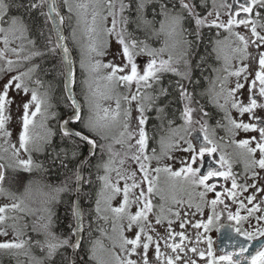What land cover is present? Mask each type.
I'll list each match as a JSON object with an SVG mask.
<instances>
[{
    "label": "snow or ice",
    "instance_id": "snow-or-ice-1",
    "mask_svg": "<svg viewBox=\"0 0 264 264\" xmlns=\"http://www.w3.org/2000/svg\"><path fill=\"white\" fill-rule=\"evenodd\" d=\"M151 8V19L148 18V9ZM67 13V17L61 9ZM221 8L228 9L227 21L221 20ZM127 12V15L125 13ZM43 18V26L40 30V37L45 41L43 49L36 47L35 41H29L33 44L34 50L24 56L25 61H31L35 57H48L52 61L50 71L63 75L64 92L67 100L70 101L71 114L67 119L58 121V133L61 140H68L72 147L62 148L55 157H49L52 164L59 161L60 166L68 168L71 160L78 157V150L81 145L88 146V153L75 167L76 188L75 195L80 199L85 185L91 186L92 180L85 179V164L91 166V158L96 156V149L101 150V158L95 165L97 171L103 170V176H98L103 181L102 188L97 193L95 201V213L97 219H103L105 223L111 220V230L114 234L110 239L112 245L106 249L108 260L97 256V248H103L99 240L92 242L90 249V259L96 260L97 264H197V260L187 256V252L197 253L196 247L185 248L180 243H169L168 240L175 239L171 229L172 221L168 220V227L164 235H159L154 245V252L150 256V246L153 245L154 237L152 232L156 229L151 221V215H155V225L163 224L167 219L165 213H172L171 209H166L164 203L154 205L153 195H160L161 201L166 197L163 192L156 189V177H150V170L144 161L152 159L159 162L162 158L173 159L170 152L174 149L184 152H190L191 163H185L183 160L179 171H172L170 167H156L151 171L159 174L166 172L171 177H183L184 180L194 186H203L205 191L200 192L201 199L207 192H212L216 185L207 183L213 177H223L228 179L232 176V189L242 188L248 191V188H255L258 192H264V189L258 188L255 183L238 185L235 176L231 171L230 160L221 153L219 161L213 160L212 163H218L221 169L214 170L209 168L206 173H201L199 167H193L198 162L203 163V158L207 155L211 157L218 151V145L209 134V129L205 117L209 113L205 110V104L198 98H207V103L215 105L224 111L226 125L225 131L231 136H235L238 131L258 132L259 135L248 139L231 140L239 152L236 155L244 161L245 169L251 175L246 179L255 181L264 172V116L255 114L257 108L264 109V103H258L254 98L258 95L264 98V0H232V3L217 4L216 0H0V34L3 35V44L5 50L8 45L14 41H23L28 39L29 26L25 17L31 18L35 14ZM241 13L245 14L241 16ZM73 16L76 19V25L71 26L68 35L65 34V24L71 21ZM90 16V19H89ZM111 18V26H108V19ZM212 19H209V18ZM194 23L195 28L187 30L184 23ZM84 26L88 43L81 44L78 37V29ZM135 25L133 30H129ZM243 25L250 32V35L241 34L234 31V26ZM223 29L228 33L223 39L215 41L213 51L218 61L222 60L224 67L222 71L227 75L220 76L219 70L213 69L217 73L215 77H207L208 87L203 92L197 93L195 88L189 90V86L194 84L193 73L197 69H202L205 58L194 65L187 58L190 56L188 48L192 46L191 41L187 40L186 34L201 36L202 27ZM258 28L261 31H258ZM45 30L47 34H45ZM140 34L144 39L140 38ZM221 33L217 31V37ZM115 38L120 46L118 55L121 57L122 65L115 64L112 61L103 63L97 57L106 55L111 38ZM235 39H232V38ZM154 40L161 43V47H151L148 41ZM169 41H175L181 46V52L178 60L174 61L170 52ZM70 43L78 46L80 53L79 69L82 75L80 85L83 92V103H79L75 98L74 86L77 82L76 61L73 57V47ZM257 49L253 54L251 48ZM22 46L13 48L11 51L18 58L22 51ZM169 51L167 59L161 56ZM146 55L149 60L142 69H138L135 57ZM59 60H56V57ZM0 61H4V66H0V73H10L19 66V59L14 61L8 59L6 51H0ZM183 62V70L174 66L175 63ZM249 61V63H244ZM236 62V63H234ZM252 62H258V70L254 73L251 84H248V77L252 75ZM238 64V66H237ZM39 65H33L27 71L18 72L10 76L0 89V159H8V167L20 168L31 172L33 167H42L34 165L31 158L33 151L40 152L44 145L51 144V138L56 133L48 126L49 118H55V114L50 112L51 104L49 102V92L45 90L40 92L38 89L42 86L40 80H32L33 74ZM108 71L104 72L103 70ZM172 73L180 77L169 88H165L161 83V77L164 73ZM229 77H235V86L226 88ZM243 77L244 83L241 82ZM106 81L103 89L99 87V82ZM187 80V84L184 81ZM30 83H35L36 88L30 87ZM195 83H198L195 82ZM97 86L94 87L93 85ZM135 84L136 90L131 87ZM247 87L249 92L248 103L245 105L236 99V93ZM15 88L29 99L23 103V113L20 117L21 130L15 142L11 139V133L8 131L7 122L10 117L6 114L8 106L12 103L9 99V91ZM125 88L126 93L117 92V89ZM178 97L181 107L179 119L182 121L176 125V114L169 112L173 101L170 96ZM175 99V97H174ZM223 100V103H221ZM114 101L115 107L110 102ZM135 102V111L139 114L132 117V105ZM107 103V106H105ZM124 105H127L125 107ZM236 109L241 116L249 114V121L256 120L258 123L238 122L228 114V106ZM149 112H154L159 124L154 125L160 133L159 151L152 148V155L146 154L149 148V136L145 125L150 117ZM40 120L37 121V117ZM135 120V127H131V121ZM199 125V129L196 128ZM39 128L40 131H36ZM115 130H119L118 136ZM193 132H198L203 139L199 142V149L193 146V140H185V137L192 136ZM214 135V133H213ZM194 139H199L196 137ZM224 138L221 137V140ZM112 140L113 143H101V141ZM134 141V143H133ZM185 141L187 148H182L180 142ZM113 144H119L122 147L127 146V151L121 156L116 151ZM254 144V146H253ZM27 153L28 159L21 158V153ZM71 153V160L69 159ZM62 153V154H61ZM107 153V160L103 159V154ZM198 157L200 158L198 161ZM119 158V159H118ZM133 164V170L129 172L123 168L125 163ZM138 166V175L135 171ZM259 169L260 171H257ZM115 171L118 177L116 183L111 182L109 173ZM119 180H124V185L119 186ZM131 180L129 184L128 181ZM5 181V165L0 164V195L5 196L10 203L0 205V251L10 252L16 257V264H56L54 257L60 254V250H72V255L81 247V242L74 239L81 236L84 232L83 221L84 212L77 201L70 202V209L73 219L76 221L75 227L71 229L68 236L60 237L52 232L51 212L48 207L42 209H33L24 204L23 200L18 198L3 188ZM146 182L147 194L143 189V183ZM139 188V194L133 192ZM67 186L58 187L52 190L46 204L59 201L61 192H67ZM229 197H235L236 192L226 190ZM123 193L122 200L118 206H112L111 201L120 193ZM221 193L216 192V199L211 201L215 208L217 203H223L220 199ZM256 197L249 195L246 197L248 204H253ZM180 203V201H176ZM104 205L102 208L101 205ZM132 205L136 206L135 212L129 211ZM191 207V203L189 205ZM244 207L243 204L240 205ZM158 207L159 211H155ZM197 211H200V205H196ZM248 216L253 212H259L261 206L253 205L247 208ZM41 213L37 215V213ZM179 216V213H172ZM187 214V213H186ZM28 216H36L32 221L31 231L37 236H43L44 239H35L29 235V224L26 222ZM219 220V214L215 217L209 216L207 223L195 224L196 228L204 227L206 230L213 223V219ZM247 217H241L229 213L228 220H235L237 224ZM258 221H264V216L257 218ZM181 228L184 224L181 223ZM91 228V220L89 222ZM219 230V229H217ZM103 235L107 236L105 230L100 229ZM134 231V236L129 238L125 232ZM233 231L237 236L243 238L244 243L233 242L231 246L234 249L225 255L219 257V261H225L227 264H264V227H257L255 231H242L235 227ZM181 241L185 239L183 233H179ZM199 240V235L197 236ZM160 241H163L164 247L171 252L162 251ZM253 241H259L254 253H249V248ZM209 248L207 255L212 257L211 240L208 241ZM34 247H39L44 253L43 257L33 255ZM119 248L117 252L116 249ZM184 253V255H181ZM246 253H249L247 256ZM201 260L205 258V253H198ZM19 257H24L21 260ZM236 257V259H233ZM60 264H76L71 255L62 260ZM206 264H217L215 259H209Z\"/></svg>",
    "mask_w": 264,
    "mask_h": 264
},
{
    "label": "flooded vegetation",
    "instance_id": "flooded-vegetation-1",
    "mask_svg": "<svg viewBox=\"0 0 264 264\" xmlns=\"http://www.w3.org/2000/svg\"><path fill=\"white\" fill-rule=\"evenodd\" d=\"M217 4H223L225 3V0H216ZM243 2V0H242ZM227 3H232V0H227ZM221 20L227 21L228 19V9L227 8H221ZM245 14L241 13V16H244ZM209 19H212L211 17ZM184 28L187 30H191L195 28L194 23L189 24L187 21L184 23ZM234 31H238L241 34L250 35V32L244 28L243 25H240L239 27L234 26ZM217 31L221 33L219 37H217ZM258 31H261L258 28ZM201 36L197 38L195 35H188L186 34L187 40L193 42L192 46L188 48V51L190 52V56L187 58L189 59V62L191 64H195L201 61V57L205 58V62L203 63L202 69H197L193 73V81L194 84L189 86V90H192L194 87L197 93L203 92L206 87H208V81L207 77L217 75V73L213 72V69L219 70V75L222 77L224 75H227L222 71L224 67V63L222 60L218 61L216 59V55L213 51V48L215 47V41L217 39H223L224 36H227L228 33L225 32L223 29L217 30L216 28H209V27H202L200 29ZM142 39V38H141ZM144 39V38H143ZM232 39H235L234 37ZM154 44V43H153ZM157 44V43H155ZM161 44V43H160ZM152 45V44H151ZM159 48V47H158ZM251 51L253 54L256 53L257 49L254 47L251 48ZM171 54L173 55L174 61L178 60L181 52V48L177 50H170ZM169 51L167 53H164L161 58L167 59L169 55ZM149 57L146 55H140L135 57V62L138 65V69H142L145 65L140 66V61H148ZM236 63V62H234ZM244 63H249V61H244ZM175 67H177L180 70H183V62L175 63ZM238 66V64H237ZM258 70V62H252V75L248 77V84H251V80L254 78L255 71ZM180 79V77L175 76L172 73H164L162 74L160 83L165 87L169 88L176 80ZM198 83H195L197 82ZM236 78L235 77H229L228 82L226 84V88H232L235 86ZM241 82L244 83L243 77L241 78ZM185 84H187V80L184 81ZM63 86V83H62ZM125 89V88H123ZM127 90V89H125ZM132 91L136 90L135 84L131 87ZM64 92V87H63ZM175 97V99H174ZM248 97L249 92L247 90V87L244 89H241L239 92L236 93V99L240 100L243 104L248 103ZM199 99H201V102L205 104V110L209 113L208 117H205L204 119L207 122L209 134L212 137V139L216 142L218 145V151L214 153L211 157L205 156L203 158V163L198 162L197 164H194L193 167H199L201 169V173H206L209 168H212L214 170H226L221 169L219 164L212 163L213 160L219 161L221 153H223L231 162V171L233 175L235 176L237 180L238 185H245V184H252L255 183L258 188L264 189V172L260 173V176L262 178H257L255 181L251 179H246V177H249L251 175L250 172H247L245 169V164L242 159H240L236 153L239 152V149L236 148L235 144L231 143V140L235 139L237 141L242 139H248L252 136L259 135L258 132H244V131H238L235 136H231L225 131V128L223 126H218V122H220V125H226L227 120L224 118L225 113L224 111L220 110L213 104L207 103V98H201L198 96ZM257 99L258 103H264V98L259 97L258 95V84H257V95L254 97ZM170 101H173L171 108L168 109L169 112H174L176 114V125H179L182 123V121L179 119V109L181 107L179 103L178 97L175 96V93L173 96H170L168 98ZM221 103H223V100H221ZM135 102H133L132 105V114L134 117L138 114L135 113ZM70 113H65L62 118H64L66 115ZM228 114L238 122L243 121L245 123L251 122V123H258L256 120L249 121V114L245 113L243 116L236 110L231 108V106H228ZM255 114L258 116H264V109L257 108L255 110ZM147 115L150 117L147 124L145 125L146 131L149 136V148L147 149V154L152 153V148L157 147V143L160 138V133L157 131V129L154 127V125L159 124V120L156 118L154 112H149ZM61 118V119H62ZM60 119V120H61ZM59 120V121H60ZM196 128L199 129V125H196ZM214 133V135H213ZM196 137H199V139H194ZM221 137L224 139L221 140ZM203 137L198 132H193L192 136L185 137V140H193V146L197 149H199V142L202 141ZM182 148H187L188 145L185 141L180 142ZM254 146V144H253ZM175 155L177 164L179 166V169L181 167H184L185 164H182L181 161L183 160L185 163H191V153L190 152H184L181 150L175 149ZM198 157V161H199ZM146 165V163L144 161ZM257 171H260L257 169ZM139 175V173L137 172ZM160 174H157L156 172L151 175V177H156V189L160 190L164 193L166 200L161 201L160 195H153L150 198L153 201L154 205H159L160 203L165 204L166 209H171L172 213H179V216H176L172 213H168L166 211L165 215L167 219L163 221V224L161 225H155V215H151V221L156 229L155 232H152L150 234L153 235L154 241L153 245L150 246V253L151 256L154 252V245L156 242V239L159 235H164L165 230L168 227V220L170 219L172 221L171 229L175 236V239H169V243H180L183 247L190 248V247H196L197 253L187 252V256L191 257L193 259L197 260V264H206V262L209 259H215L217 261V264H227L225 261H219V257L221 255H225L228 252H232L234 249L231 244L233 242H240L244 243L243 238L241 236H237L236 233L233 231L235 227H239L242 231H255L256 228L264 227V221H258V217L264 216V210L259 212H253L251 216H248L247 208L253 207V205L261 206L262 209H264V192H258L255 188H248V191H243L242 188L232 189V176H230L228 179H224L223 177H213L211 180H209L207 183L209 184H215L216 187L212 192H207L203 199H201L199 193L204 192L205 189L203 186H194L190 183L186 182L183 177H177V187H179V190H173L171 191L165 189V185L161 184L159 181ZM143 189L145 193L147 194V183H143ZM173 189V188H172ZM226 190H232L236 192L235 197H229ZM140 189H134L135 194H139ZM216 192L221 193L220 199H222L223 203H217L215 205V208L211 205V201L213 199H216ZM249 195H254L256 198L253 200V204H248V201L246 197ZM176 201H180V203H176ZM191 203V207L189 206ZM243 204L244 207H241L240 205ZM196 205H200V211H197ZM132 212L134 213L136 210V206L131 207ZM155 211H159L158 207L155 209ZM237 212L241 217H247V219H242L238 224L235 220L229 221L228 215L229 213L236 215ZM187 213V214H186ZM216 214H219L220 219L217 221L215 218L213 219V223L209 226V228L206 230L204 227L196 228L193 225L195 224H205L207 223L208 217L213 216L215 217ZM181 223L184 224V227L181 228ZM111 220H109L108 223H104L105 232L107 233V236L102 234L101 239L104 241L105 247L109 246L108 237L111 233ZM219 229V230H217ZM179 233H183L185 236V239L181 241ZM199 235L200 239H197V236ZM129 238H132L134 236V231L128 232V235H126ZM264 239V238H261ZM211 240V250H212V257H208L207 252L209 248L208 241ZM259 241H253L252 246L249 248V253H254L256 247H258ZM160 247L162 251L171 252L170 249H166L164 247L163 241H160ZM200 251H203L205 253V258L203 260L200 259L198 253ZM249 253H246L247 256ZM181 255H184V253H181ZM233 259H236V257H233ZM1 264H9V261L7 259H4Z\"/></svg>",
    "mask_w": 264,
    "mask_h": 264
},
{
    "label": "trees",
    "instance_id": "trees-1",
    "mask_svg": "<svg viewBox=\"0 0 264 264\" xmlns=\"http://www.w3.org/2000/svg\"><path fill=\"white\" fill-rule=\"evenodd\" d=\"M64 15L67 17V13L61 9ZM148 18L151 19V8L148 9ZM26 23L29 26L28 37L31 41L36 42V47L43 49L45 45V41L42 37H40V30L43 26V18L39 16V14H35L31 18L25 17ZM71 21H67L65 24V34L68 35L70 33ZM135 28V25L130 27V31ZM45 34H47L45 30ZM140 38H144L142 34H140ZM70 47H73V57L76 61V74H77V82L75 85L76 95L79 97L81 103H83V97L80 90V77H82L79 69V61H78V52L74 45L70 43ZM32 49L33 44H32ZM56 60H59V57H56ZM26 65L33 66L39 65L37 70L34 73V77L38 80H41L42 83H46L49 86H52L56 83V89L53 92V95L50 98L51 111L55 114V118H52L50 121L49 127L53 130L55 135L51 138V144L44 145V148L41 152L32 153L33 160L36 165H42V167H37L35 170L31 172H27L21 169H10L7 166L5 167V181L2 186H6L7 189L17 195H22L18 188H22L24 193L30 187L34 186L35 188L42 189L48 191L50 194L54 188L65 187L69 189L67 192H61L59 196L58 202H53L51 204H46L45 206L50 209L51 212V220H52V232L60 237L68 236L71 229L74 227V219L71 214L70 202L74 200L75 197V167L78 164L79 160L85 153L86 144L81 145L78 150V157L75 160H71V153L69 152V159L71 163L68 168H63L60 166L59 161L56 162L55 165L52 164V160L49 157H55L57 152H60L62 148H71L72 145L68 140H61V137L58 133V121L63 117L65 113H69L71 110L70 103L67 101L66 96L63 92L62 86V76L57 72H52L50 69L52 68V61L50 58H40L35 57L31 61L26 62ZM54 86V85H53ZM55 88V86H54ZM55 121L56 124H52ZM102 143H113L112 140L102 141ZM114 147L115 144H113ZM97 155L91 158V166L89 164H85L84 167V177L85 179L90 178L92 180L91 186L85 185L84 190L82 191L80 197V205L84 212V221L83 227L84 232L81 237V247L76 250V258L80 262V264H97L95 260L90 259V249L92 246V242L95 239H99L102 237V232L100 229L104 228L105 221L103 219H97L95 209V201L97 199V193L99 192L100 182L101 180L98 176H102V170L97 171L95 165L101 158V150L99 148L96 149ZM62 154V153H61ZM107 158V153L103 154V159ZM20 192V194H18ZM91 220V228H89V222ZM38 257H43L44 253H37ZM3 255V254H0ZM70 256V249L67 251L61 249L60 254L54 257L56 264H60L62 260H66V258ZM11 257V256H10ZM12 261H9L11 263Z\"/></svg>",
    "mask_w": 264,
    "mask_h": 264
},
{
    "label": "rangeland",
    "instance_id": "rangeland-1",
    "mask_svg": "<svg viewBox=\"0 0 264 264\" xmlns=\"http://www.w3.org/2000/svg\"><path fill=\"white\" fill-rule=\"evenodd\" d=\"M218 4H219V2H218ZM125 15H127V12L125 13ZM89 19H90V16H89ZM107 23H108V26L110 27L111 26V18L110 17H109ZM75 25H76V19L73 16V19L71 20V26H75ZM70 31H71V29H70ZM77 34H78V37L80 39L81 44L86 45L88 43V39H87V35H86L85 31H84V26L83 25H81L80 29H78V33ZM3 39H4L3 35L0 34V51H6V56H7L8 59H12L14 61L19 59V66L13 72L0 73V89H2V87H3V85L5 83H7V80L10 78V76L16 75L18 72L27 71V69L29 67H31L29 65H26V62H28V61H25L23 59V57L28 55L31 51H33L32 44L29 43V41H31L29 39V37H28V39H25L23 41H14V42L10 43L8 45L7 50H5V45L3 44ZM148 43H149V45L151 47H154V48H158V47L162 46L159 42L154 41V40H150V41H148ZM155 43H157V44H155ZM21 46H22L23 50L20 52V57L18 58L15 54H13L11 49L18 48V47H21ZM169 46H170V50H177L178 51L181 48V46L179 44H176L175 41H169ZM75 47H76L77 52H78V61H79L80 60L79 48H78V46H75ZM119 47L120 46L116 43L115 38L114 37L111 38L109 47H108L107 52H106V55H104L102 57H97V59L101 60L103 63H108L109 61H112L115 64L122 65L121 57L118 55ZM165 53H167V51ZM4 63H5L4 61H0V66H4ZM139 63H140V66H143V65L146 64V61H140ZM78 65H79V63H78ZM103 71L106 72L108 70L105 69ZM82 78L83 77H80V80ZM32 80L35 81V80H37V78H35L33 76ZM105 83H106V81H103V80H101L99 82V87H100L101 90L103 89ZM53 85L55 86V88H54ZM53 85L49 86V84L47 85L44 82V83H42V86L39 87V89H38L40 92H44L45 90H47L49 92V102H50L51 96L53 95V92L56 89V83H54ZM93 86L96 87L97 85L94 84ZM30 87L36 88L37 85L35 83H30ZM80 90H81L82 97H83V92H82L81 85H80ZM117 92L126 93L127 90H125L123 88H119V89H117ZM9 99L12 101V103L8 106V110H7V113H6L10 117V119L7 122L6 126L8 128V131L11 133V139L13 140V142H15L17 137H18V134H19V132L21 130L20 117H21V115L23 113V106L22 105H23L24 102H26L29 99V96H25L24 93H22V92L18 93L15 90V88H12L9 91ZM110 103L112 104V107H115L114 101H112ZM105 106H107V103H105ZM124 106L127 107V105H124ZM49 111L52 112L51 109H49ZM138 115L139 114H137L136 116H138ZM132 117H134L133 114H132ZM36 119H37V121H39L40 117L38 116ZM51 120H52V118L48 119V121H47L48 126L50 125V121ZM135 123H136V121L133 119L131 121V127L129 129L130 131L132 130V128L135 127ZM52 124L54 125V124H56V122L53 121ZM36 131H40L39 128H37ZM115 132H116V135L118 136L119 130H115ZM101 143H102V141H101ZM133 143H134V141H133ZM115 146L116 147L113 146L114 149L116 151L120 152L121 156H123L125 151H127V146L126 145L124 147H122L119 144H115ZM159 148H160V145H159V143H157V147H156L157 151H159ZM147 152L148 151H146V154H147ZM32 153H37V152L33 151ZM32 153H31V158L33 159ZM151 155H152V153H149V156H151ZM170 155L173 157V159H168L167 157H164L159 162H157V160H155V159H152L150 161H145L146 163H148L147 166H148V168L150 170V177H151V175H153L155 173L154 171H151V169H154L156 167L164 168L165 166H168V167L171 168L172 171H179L178 170L179 166H178L177 160H176L177 156L175 155V149L170 152ZM21 158L28 159V154L22 152L21 153ZM107 158H108V156H107ZM107 158L104 159V160H107ZM0 161L5 165V167L6 166L8 167V164H9V160L8 159H0ZM34 165H36L35 161H34ZM133 167H134L133 164H130V163H127V162L123 165V168L127 169L129 172H131L133 170ZM8 168H10V169H20L18 167L17 168L8 167ZM36 168L37 167L34 166L32 170H35ZM21 170H23V169H21ZM135 171L139 173L138 166H135ZM104 174L105 173L102 170V174L101 175L103 176ZM159 174H160V176L158 177L159 181H160L161 184L165 185V189L166 190L170 189L171 191H173V190H176V189L177 190L180 189L179 187H177V184H176L177 177H171L168 173L163 172V171L160 172ZM139 175H142V174L139 173ZM109 176L111 178V182L112 183H116L117 182L118 177H117L115 171L109 173ZM124 183H125L124 180H119V186L121 188L123 187ZM128 183L130 184L131 180H129ZM102 185H103V181L101 180L99 191L102 188ZM3 188L5 190L9 191L6 186H3ZM18 190L21 192L22 195H17L16 193H14V194L18 198L23 200L25 205H27V206H29V207H31L33 209H42V208H44L45 207V204H44L45 200L50 195V193L48 191L35 188L34 186H32L28 190H26L25 193H24L22 188H18ZM9 192H11V191H9ZM20 192L18 194H20ZM133 192H134V190H133ZM11 193H13V192H11ZM122 197H123V193L121 192L120 194H118L111 201L112 206H114V207L118 206L120 201L122 200ZM7 203H10V201L5 196L0 195V205H4V204H7ZM132 206L134 207L135 205H132ZM101 207L103 208L104 205L102 204ZM129 211L132 212L131 208L129 209ZM40 214L41 213H39V212L37 213V215H40ZM35 219H36V216H28L26 218V222L29 224V229H28L29 235H31L33 237V240H35L37 238L40 239V240H43L44 237L42 235L41 236H37L36 233L31 231L32 221H34ZM113 235L114 234L112 233V230H111V233L109 234V237H108V242H109V246L108 247H105L104 241L101 238L94 240V241L99 240L101 242V244L104 246L103 248H99V247L97 248V256L98 257H100V258H102L104 260H108V255H107L106 249L111 247L112 240L110 239V237H112ZM126 235H128V231L125 232V236ZM4 239H5L4 237H0V241H3ZM116 251L118 252L119 248H117ZM37 253H43V252L40 251L39 247H34L33 255L38 257L39 255ZM0 254H3V255H0V262L1 263L3 261H5L4 259H7L8 261H12L9 264H16V259L17 258L14 257L12 255V253L0 251ZM19 259L23 260L25 258L24 257H19Z\"/></svg>",
    "mask_w": 264,
    "mask_h": 264
},
{
    "label": "water",
    "instance_id": "water-1",
    "mask_svg": "<svg viewBox=\"0 0 264 264\" xmlns=\"http://www.w3.org/2000/svg\"><path fill=\"white\" fill-rule=\"evenodd\" d=\"M76 67V66H75ZM63 86H64V78H63ZM73 91H74V94H75V98L77 99V101L80 103V101H79V99L77 98V96H76V93H75V86H74V89H73ZM65 95H66V93H65ZM67 97V96H66ZM70 102V101H69ZM71 114V113H70ZM70 114H68L67 116H65L64 118H62V120L63 119H67V117L70 115ZM88 151H89V149H88V146L86 145V150H85V153H84V155L82 156V158L81 159H83L84 158V156L88 153ZM79 163V162H78ZM0 164H3L2 162H0ZM75 188H76V185H75ZM73 201H77L79 204H80V199L79 200H77V197H76V195H75V197H74V200ZM81 206V205H80ZM75 224H76V221L74 220V227H75ZM73 227V228H74ZM81 237H82V235L81 236H77V237H75L74 239H78V240H80L81 241ZM70 255H71V257H72V259H74L75 260V262H76V264H80L79 262H78V260H77V258H76V253L74 254V255H72V250L70 249Z\"/></svg>",
    "mask_w": 264,
    "mask_h": 264
}]
</instances>
